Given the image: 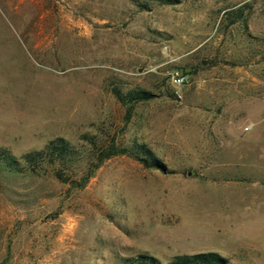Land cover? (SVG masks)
<instances>
[{
    "label": "rangeland",
    "instance_id": "obj_1",
    "mask_svg": "<svg viewBox=\"0 0 264 264\" xmlns=\"http://www.w3.org/2000/svg\"><path fill=\"white\" fill-rule=\"evenodd\" d=\"M136 89L152 96L126 112L115 94ZM81 136L163 170L116 155L80 189L2 176L0 264H264V0H0V147L88 152Z\"/></svg>",
    "mask_w": 264,
    "mask_h": 264
},
{
    "label": "trees",
    "instance_id": "obj_2",
    "mask_svg": "<svg viewBox=\"0 0 264 264\" xmlns=\"http://www.w3.org/2000/svg\"><path fill=\"white\" fill-rule=\"evenodd\" d=\"M115 96L128 112L133 104L150 99L152 94L136 89L123 94L117 93ZM81 139L89 145V153L78 151L62 137H53L40 149L29 150L19 156H14L6 148L0 147V178L18 175L45 176L49 173L58 182L80 189L104 160L116 155H126L145 167L163 170L161 162L143 144L134 142L130 146H121L111 139L105 144L96 145L87 136H81ZM122 264L161 263L153 256L136 254L124 258ZM167 264H228V261L216 252L204 251L175 254Z\"/></svg>",
    "mask_w": 264,
    "mask_h": 264
},
{
    "label": "built area",
    "instance_id": "obj_3",
    "mask_svg": "<svg viewBox=\"0 0 264 264\" xmlns=\"http://www.w3.org/2000/svg\"><path fill=\"white\" fill-rule=\"evenodd\" d=\"M169 83L173 86H180L183 84L185 77L177 70H173L168 75Z\"/></svg>",
    "mask_w": 264,
    "mask_h": 264
}]
</instances>
